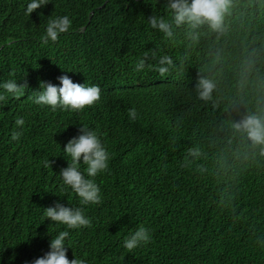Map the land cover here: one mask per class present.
Masks as SVG:
<instances>
[{
  "label": "trees",
  "instance_id": "obj_1",
  "mask_svg": "<svg viewBox=\"0 0 264 264\" xmlns=\"http://www.w3.org/2000/svg\"><path fill=\"white\" fill-rule=\"evenodd\" d=\"M31 2L0 0V264H33L61 231L68 259L85 264H264V145L234 127L264 118V0H231L221 32L176 26L169 0H47L28 15ZM65 15L69 31L44 44L48 21ZM151 17L167 20L172 37ZM163 56L173 64L161 76ZM63 75L98 85L100 100L78 112L36 104L41 82L60 87ZM200 79L215 84L208 102ZM9 80L27 81L19 99L3 89ZM82 126L110 154L91 178L99 204L82 205L60 177ZM86 168L81 159L90 178ZM56 203L81 208L92 227L48 220ZM140 226L151 242L129 252L124 241Z\"/></svg>",
  "mask_w": 264,
  "mask_h": 264
},
{
  "label": "clouds",
  "instance_id": "obj_2",
  "mask_svg": "<svg viewBox=\"0 0 264 264\" xmlns=\"http://www.w3.org/2000/svg\"><path fill=\"white\" fill-rule=\"evenodd\" d=\"M231 0H169V10L173 14V21L176 26L188 25L190 29H196L204 24L216 32L223 31L225 14L228 12ZM47 5V0H32L27 5V14L31 15L40 7ZM153 29H159L166 37H172V25L164 18L151 17L148 21ZM72 21L67 15L50 19L47 24L46 35L41 37L44 44L49 39L53 42L58 40L62 33H67L71 28ZM195 39V36H193ZM149 53L145 52L137 64V71H142L146 67ZM154 55V54H153ZM173 61L168 56H163L159 60V67L156 71L164 76L169 73ZM166 65V66H165ZM151 68L152 65H147ZM60 87L51 83L41 82V89L35 99L38 105L50 106L53 111L58 107L68 111H82L85 108L92 107L101 98V88L98 85L86 86L85 84L74 83L67 75L58 78ZM7 93H11L17 99L25 94L28 87L27 81L24 84H18L14 80H9L2 85ZM215 84L209 79H200L196 85L198 98L204 102L212 99V92ZM7 96L0 94V102H5ZM129 116L135 119L136 110L129 109ZM17 127H22L25 121L17 118L15 121ZM237 131L246 133L247 137L254 145H264V118L250 114L245 116L239 123L234 125ZM80 135L74 137L64 146L63 152L71 158L68 167L61 170L60 177L63 183L69 186L80 198L82 205L99 204L102 202L100 187L95 183L94 178L99 173L105 172L109 167L110 154L102 144L96 131L90 130L86 126L80 129ZM21 132L13 131L12 140H19ZM199 153L195 149L189 150V155L197 156ZM81 159L83 164L87 165L86 173L90 178L79 170ZM45 167H51V162L46 161ZM48 220L66 225L69 229L80 227H92V221L87 218L82 209L65 207L56 203L54 207L44 209ZM69 236L68 231H61L56 238L50 242V251L43 257L37 258L33 264H85L83 259L69 260L67 257V248L65 240ZM149 229L140 226L130 237L124 241V247L127 251L132 252L141 244L147 245L151 242Z\"/></svg>",
  "mask_w": 264,
  "mask_h": 264
}]
</instances>
